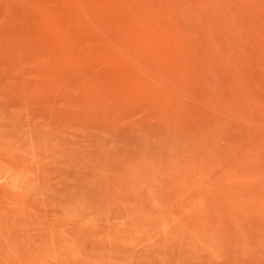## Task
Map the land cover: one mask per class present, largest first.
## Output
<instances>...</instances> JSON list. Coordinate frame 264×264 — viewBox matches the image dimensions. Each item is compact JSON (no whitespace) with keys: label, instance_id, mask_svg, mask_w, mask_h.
Masks as SVG:
<instances>
[{"label":"rangeland","instance_id":"obj_1","mask_svg":"<svg viewBox=\"0 0 264 264\" xmlns=\"http://www.w3.org/2000/svg\"><path fill=\"white\" fill-rule=\"evenodd\" d=\"M0 264H264V0H0Z\"/></svg>","mask_w":264,"mask_h":264}]
</instances>
